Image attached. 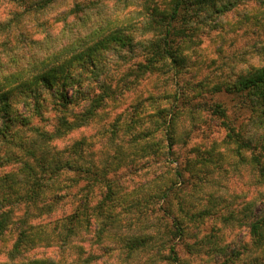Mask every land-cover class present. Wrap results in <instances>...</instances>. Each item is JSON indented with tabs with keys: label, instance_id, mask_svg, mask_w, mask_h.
<instances>
[{
	"label": "clouds",
	"instance_id": "obj_1",
	"mask_svg": "<svg viewBox=\"0 0 264 264\" xmlns=\"http://www.w3.org/2000/svg\"><path fill=\"white\" fill-rule=\"evenodd\" d=\"M0 264H264V0H0Z\"/></svg>",
	"mask_w": 264,
	"mask_h": 264
}]
</instances>
